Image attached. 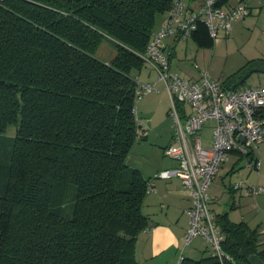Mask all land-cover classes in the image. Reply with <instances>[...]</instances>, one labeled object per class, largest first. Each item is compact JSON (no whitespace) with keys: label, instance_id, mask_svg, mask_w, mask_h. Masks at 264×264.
I'll return each mask as SVG.
<instances>
[{"label":"trees","instance_id":"obj_1","mask_svg":"<svg viewBox=\"0 0 264 264\" xmlns=\"http://www.w3.org/2000/svg\"><path fill=\"white\" fill-rule=\"evenodd\" d=\"M175 1L0 0V150L9 146L0 161V264H140L149 179L129 164L143 130L135 80L159 17ZM189 38L214 45L201 21ZM105 41L115 50L110 58L98 55ZM259 64L254 70L264 72ZM240 73L223 85L239 88ZM216 221L224 254L208 245L179 264L264 260L258 228L225 214Z\"/></svg>","mask_w":264,"mask_h":264},{"label":"built area","instance_id":"obj_2","mask_svg":"<svg viewBox=\"0 0 264 264\" xmlns=\"http://www.w3.org/2000/svg\"><path fill=\"white\" fill-rule=\"evenodd\" d=\"M219 1L202 0L195 9L181 0L173 3L163 25L153 33L144 53V60L152 65L156 76L148 82L136 78L135 102L153 91L159 92L161 85L171 100L169 115L173 119L174 132L172 141L164 147L163 152L175 160L177 166L155 173L148 181L147 192L154 190L155 178H179L191 200V205L185 209L188 227L183 236V245H189L195 238L201 237L212 254L222 256V234L208 212V188L231 152L249 155L264 141V87L228 88L221 80L209 78L207 71H202L198 79L173 73L164 46V40L168 37L189 38L198 21L206 24L213 39L217 38L221 29L229 34L233 23L243 20L250 12L245 2L224 9L218 5ZM259 2L264 4V0ZM133 111L137 115L136 107ZM209 120L214 121V126L209 146H206L200 132ZM138 122L142 125L145 123L139 118ZM144 133L145 128L139 133V139L143 138ZM251 165L258 169L260 160L255 156ZM242 184L243 181L238 180L231 184V188L239 189ZM245 191L247 194L264 193V187L249 185ZM181 259L182 256L177 264Z\"/></svg>","mask_w":264,"mask_h":264},{"label":"crops","instance_id":"obj_3","mask_svg":"<svg viewBox=\"0 0 264 264\" xmlns=\"http://www.w3.org/2000/svg\"><path fill=\"white\" fill-rule=\"evenodd\" d=\"M181 1L188 4L192 9L199 7L202 2V0ZM240 2H245L250 8V12L243 20L233 23L231 31L234 34L242 32L248 27L254 29V23L259 22L261 14L264 13V8H262L264 4H261L259 0H223L222 7L229 9ZM252 16H257V18L255 19ZM165 19V14L159 17L156 30L160 28ZM187 40L189 39L181 40L174 37H168L164 40L165 50L169 56L170 71L173 73L180 74L174 71L172 65L175 56L181 51L185 55L186 49L192 48L195 43ZM200 52H202L201 49L195 50L196 54L194 53L195 56L193 54L192 57L198 59ZM198 67L197 64L194 65V68ZM177 68L184 73L181 75L185 77L191 78L198 74L188 65H180ZM155 76V69L150 63L145 62L138 74V79L141 82H148L154 80ZM160 91H164L171 104L170 96L162 85ZM153 93L158 92L153 91L148 95ZM141 108L143 109L144 106H141ZM138 111V108H136V113ZM151 113L152 111L148 112L149 118L147 119L149 121L152 118L150 116ZM140 125L143 130L145 128V137L143 139L148 138L149 133L147 132L146 124ZM210 138L204 142L202 137L206 146H209ZM171 141L172 136L171 140L162 146V152L164 147ZM150 145L152 143L149 140L138 141L133 146L131 154L137 153L141 159L139 161L136 159L135 162H132L134 164H132L130 160L131 154L129 157V164L138 169L146 179H151L158 171L177 166L176 161H174L176 164L172 162L170 164L167 162L162 164L150 162L148 156L141 153ZM255 156L260 160L258 169L251 165ZM238 180L243 181L242 186L239 189L231 188V184ZM153 183L154 190L147 193L143 203V213L149 218V227L137 237L135 249L137 261L140 264H177L182 255L190 257L200 255L208 246L203 238L197 237L189 245H183V236L188 227V216L185 209L191 205V200L181 180L177 177L155 178ZM249 185L264 187V141L258 144L254 153L249 155H244L238 151L231 152L228 160L219 167L215 179L208 188L210 196L208 212L212 215L217 227L220 229L216 219L219 215L225 214L228 220L233 223H242L250 229L258 228L259 249L264 250V193L247 194L245 188Z\"/></svg>","mask_w":264,"mask_h":264},{"label":"rangeland","instance_id":"obj_4","mask_svg":"<svg viewBox=\"0 0 264 264\" xmlns=\"http://www.w3.org/2000/svg\"><path fill=\"white\" fill-rule=\"evenodd\" d=\"M264 8V6H262ZM255 19L257 16H252ZM259 22L254 23L255 28L248 27L244 31H240L234 34L232 31L230 34H226L223 29L218 31L217 38L214 39V45L212 47H202L193 44L192 48L186 49V54L181 51L173 60L174 71L184 74L181 70H178L180 65L191 66L198 74L189 79H198L202 71H207L208 76L215 80L230 79L235 73L241 70L238 75V86L246 87H264V72L260 70H254L256 67L261 66L259 62L264 61V13L261 14ZM187 41H193L191 38H187ZM182 40V39H181ZM186 40V39H185ZM193 43V42H192ZM201 49V54L198 55V59L192 57L195 50ZM115 53L114 47L108 42H103L98 55L103 58H110ZM196 54V53H195ZM194 54V56H195ZM197 64L198 68H194ZM170 101L164 94V91L146 95L142 99L138 100L135 107L138 108L137 116L139 119L145 121L147 132L149 137L146 139H139L138 141L149 140L152 145L141 153L148 156V160L153 163H173L176 164L171 158L167 157L162 152V146L171 140L173 135V119L169 115ZM141 106H144L142 109ZM185 110L188 112V106L185 105ZM152 111V118L150 121L147 119L148 112ZM147 121V122H146ZM214 121L209 120L205 123L200 134L202 135L204 142L206 139L212 136ZM15 131L14 126H10L8 129V136H12ZM136 142V143H137ZM8 142H4L0 150V161L6 162L8 155ZM140 160L141 157L137 153L131 154V163L135 160ZM134 164V163H132ZM74 192L72 187L68 189V197L65 199V206L63 212L65 215L70 216L72 208L71 192Z\"/></svg>","mask_w":264,"mask_h":264},{"label":"water","instance_id":"obj_5","mask_svg":"<svg viewBox=\"0 0 264 264\" xmlns=\"http://www.w3.org/2000/svg\"><path fill=\"white\" fill-rule=\"evenodd\" d=\"M248 261L250 264H264V260H262L257 254H251L248 257Z\"/></svg>","mask_w":264,"mask_h":264}]
</instances>
